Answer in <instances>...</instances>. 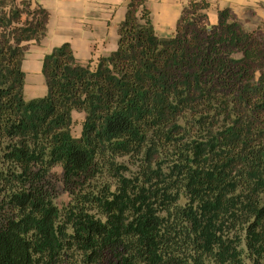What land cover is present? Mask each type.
I'll list each match as a JSON object with an SVG mask.
<instances>
[{
    "label": "trees",
    "instance_id": "obj_1",
    "mask_svg": "<svg viewBox=\"0 0 264 264\" xmlns=\"http://www.w3.org/2000/svg\"><path fill=\"white\" fill-rule=\"evenodd\" d=\"M147 2L110 55L46 54L28 100L49 11L0 0V264H264V26L191 0L161 38Z\"/></svg>",
    "mask_w": 264,
    "mask_h": 264
},
{
    "label": "crops",
    "instance_id": "obj_2",
    "mask_svg": "<svg viewBox=\"0 0 264 264\" xmlns=\"http://www.w3.org/2000/svg\"><path fill=\"white\" fill-rule=\"evenodd\" d=\"M49 11L48 30L40 44L29 42L23 62L26 89L46 92L42 75L44 56L69 42L76 58L84 63L108 56L118 47L119 27L125 19L130 0H35ZM191 0H148L147 6L157 35L176 34L182 10ZM204 12L210 23L219 19V11L229 8L237 19L248 23L253 17L264 19V0H209ZM254 21V20H253ZM255 23V22H254ZM40 88V89H38ZM38 97V96H36ZM35 98V97H32Z\"/></svg>",
    "mask_w": 264,
    "mask_h": 264
},
{
    "label": "rangeland",
    "instance_id": "obj_3",
    "mask_svg": "<svg viewBox=\"0 0 264 264\" xmlns=\"http://www.w3.org/2000/svg\"><path fill=\"white\" fill-rule=\"evenodd\" d=\"M251 20L252 21H249L248 23H244L243 21H241V22L244 24L245 27H247L249 29H256L257 27L264 26V19H260L258 17H253ZM29 45H30V43H28V47H29ZM38 89H40V88H38ZM46 92H47V87H46ZM46 92L41 93L40 91H38V92H35L33 94L32 92H30L29 90L26 89V92L24 95H25V98L29 100V99H32V97L44 96L46 94ZM74 117H75V122H74V126H73V132L75 135H79L81 132V122H82L84 115H83V113L75 112Z\"/></svg>",
    "mask_w": 264,
    "mask_h": 264
}]
</instances>
